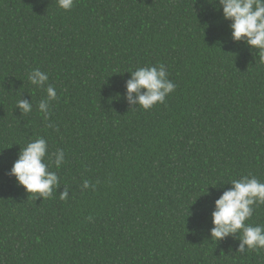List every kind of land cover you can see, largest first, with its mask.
I'll use <instances>...</instances> for the list:
<instances>
[{"label": "trees", "instance_id": "16d2710c", "mask_svg": "<svg viewBox=\"0 0 264 264\" xmlns=\"http://www.w3.org/2000/svg\"><path fill=\"white\" fill-rule=\"evenodd\" d=\"M217 7L74 0L65 11L56 0H0V264H264V249L237 251L238 233L210 237L229 182H264V64L232 40ZM159 64L174 92L149 110L130 104L129 71ZM35 68L57 92L47 120L38 109L47 84L28 79ZM38 137L60 178L44 200L7 175ZM57 149L59 169L49 159ZM246 223L264 225V205Z\"/></svg>", "mask_w": 264, "mask_h": 264}, {"label": "clouds", "instance_id": "9594fccd", "mask_svg": "<svg viewBox=\"0 0 264 264\" xmlns=\"http://www.w3.org/2000/svg\"><path fill=\"white\" fill-rule=\"evenodd\" d=\"M57 6L65 11L70 10L74 0H56ZM222 9L223 18L231 21L232 40H243L250 49L258 50V60L264 64V0H215ZM131 72V79L127 81V99L129 103L138 104L139 108L149 110L158 103H164L166 97L174 92L176 84L168 78V72L163 64L158 66L138 67ZM30 83L37 87L47 84L49 76L39 68L32 69L28 74ZM143 90V91H142ZM135 94L133 98L132 94ZM57 99L56 89L47 84L46 97L39 101L38 109L48 119L50 102ZM18 107L23 115L32 111L33 104L20 99ZM49 127L54 125L49 124ZM48 154V144L45 138L38 137L27 143L13 162L10 177H15L19 186H23L28 194H35V199L43 200L53 196V190L60 184V178L54 171H49V164L45 163ZM59 169L65 162V152L57 149L49 157ZM231 188L215 201V210L211 214L213 227L210 230L211 240L220 241L229 236H236L239 240L238 252L264 249V225L247 224L256 207L264 205V182L255 176H241L233 179ZM95 188L90 181L84 180L83 189ZM61 200L69 198V190L59 194Z\"/></svg>", "mask_w": 264, "mask_h": 264}]
</instances>
